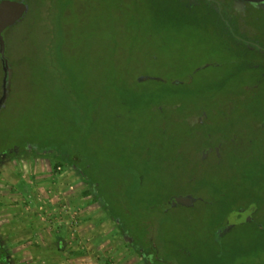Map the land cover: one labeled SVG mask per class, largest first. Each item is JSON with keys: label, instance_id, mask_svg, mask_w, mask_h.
Wrapping results in <instances>:
<instances>
[{"label": "rangeland", "instance_id": "1", "mask_svg": "<svg viewBox=\"0 0 264 264\" xmlns=\"http://www.w3.org/2000/svg\"><path fill=\"white\" fill-rule=\"evenodd\" d=\"M9 1L25 11L2 32L8 70L0 58L8 264H73L88 246L78 224L94 218V264H264V48L231 12ZM66 173L72 188L53 189L47 177Z\"/></svg>", "mask_w": 264, "mask_h": 264}, {"label": "crops", "instance_id": "2", "mask_svg": "<svg viewBox=\"0 0 264 264\" xmlns=\"http://www.w3.org/2000/svg\"><path fill=\"white\" fill-rule=\"evenodd\" d=\"M211 1V0H210ZM228 2L227 5H225V2ZM233 1H237L238 7H232V2ZM229 3L231 4V8H229ZM218 5H225L223 6L228 8V10H230V12L232 13V16L237 18V23H238V28L241 30L242 33L246 34L247 36H251L254 37L256 36V31L254 30V28L252 27V25L247 21V16H246V10L247 8H252V9H264V0H220V2L218 3ZM71 174L66 173L65 175H53L50 174L47 177V181H52L53 182V186H51L53 189L57 186H59V189L62 190H66L68 191L69 189H71V186H65V184L68 182H72L74 180H78V178H73L72 181L70 180ZM62 181V183H61ZM51 182L47 183L50 184ZM80 183H78L79 185ZM77 186V185H76ZM60 190V191H62ZM65 206H56V205H52V208L49 207V211L50 213H53V216L56 217L58 216L57 214H59L61 211L65 210ZM74 209V208H73ZM65 212V211H64ZM98 218H94L92 221H84L82 223H80V225L78 224V232H77V236L78 237H83L82 238V242H88V246L87 244L83 245L85 247L80 246V240H78V244H75L73 246V248L71 249V251H69V255H67L68 260L67 261H73V264H94V262L100 259L101 255L99 253V250H97L96 248H93L96 244V241L98 239L99 236L96 237H90L89 234H87L88 232L84 231L86 230H90V228L92 227V224L95 223V221H97ZM61 228V227H60ZM60 229H59V234L57 233V235H54V238L56 239L55 241H57L58 244H62L63 240H61L62 238H60ZM66 242V240H64ZM92 248V251H91ZM58 249H60V246L58 247ZM94 249V250H93ZM61 250V249H60ZM98 254V255H97ZM65 254H61V257L64 256ZM106 255V253H105Z\"/></svg>", "mask_w": 264, "mask_h": 264}, {"label": "trees", "instance_id": "3", "mask_svg": "<svg viewBox=\"0 0 264 264\" xmlns=\"http://www.w3.org/2000/svg\"><path fill=\"white\" fill-rule=\"evenodd\" d=\"M198 1V3H204L203 1L205 0H196ZM229 1V0H228ZM209 4H212L214 5L211 9H214L215 6H219L221 9L223 8V6L227 5L228 2L226 1L225 2V5H218L217 3L213 2V1H210L209 0V3L206 5H208L209 7ZM229 8H231V4L229 3ZM223 9L227 10L230 12V10H228L227 6L224 7ZM246 12V16H247V21L252 25V27L254 28V30L256 31V36H254V38L261 43V47L264 48V9H252V8H247V10L245 11ZM256 13H259V20H257L255 17H257V15H255ZM232 15V13H231ZM235 21L237 22V18H235ZM238 28V26H237ZM58 165V164H57ZM55 165V168L56 167H60V166H57ZM82 177L84 179V181L87 183V184H90L92 185L94 188H93V193H94V198H93V201H100L102 204H103V200L101 201L102 197L99 195L100 193L98 192V190L96 189V186H95V183L93 182H88V178L85 177V175L82 173ZM104 204H105V201H104ZM107 205L105 204L104 206V209L106 210ZM108 213H111L110 210H108ZM113 219L117 220L119 222V220L114 217ZM0 264H8V262L5 260V256H4V252L2 250V248L0 247Z\"/></svg>", "mask_w": 264, "mask_h": 264}, {"label": "water", "instance_id": "4", "mask_svg": "<svg viewBox=\"0 0 264 264\" xmlns=\"http://www.w3.org/2000/svg\"><path fill=\"white\" fill-rule=\"evenodd\" d=\"M24 11L25 7L22 3L9 0L0 1V58L3 60L6 70H8V67L4 56L5 45L2 32L6 27L18 21L23 16ZM173 203L188 205L190 201L184 198H176L173 200Z\"/></svg>", "mask_w": 264, "mask_h": 264}, {"label": "flooded vegetation", "instance_id": "5", "mask_svg": "<svg viewBox=\"0 0 264 264\" xmlns=\"http://www.w3.org/2000/svg\"><path fill=\"white\" fill-rule=\"evenodd\" d=\"M211 1H213V2H215V3H217V4L220 2V0H211ZM232 3H233V4H232V7H238V6H237V4H238L237 1H233Z\"/></svg>", "mask_w": 264, "mask_h": 264}]
</instances>
